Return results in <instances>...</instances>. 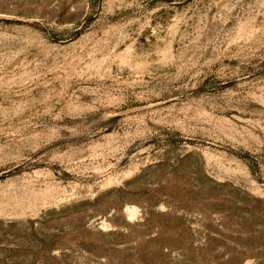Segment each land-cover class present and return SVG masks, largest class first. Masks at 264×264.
I'll list each match as a JSON object with an SVG mask.
<instances>
[{"label":"rangeland","instance_id":"1","mask_svg":"<svg viewBox=\"0 0 264 264\" xmlns=\"http://www.w3.org/2000/svg\"><path fill=\"white\" fill-rule=\"evenodd\" d=\"M0 264H264V0H0Z\"/></svg>","mask_w":264,"mask_h":264}]
</instances>
